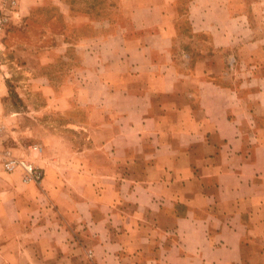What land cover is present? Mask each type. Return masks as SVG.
Listing matches in <instances>:
<instances>
[{
	"label": "crops",
	"instance_id": "obj_1",
	"mask_svg": "<svg viewBox=\"0 0 264 264\" xmlns=\"http://www.w3.org/2000/svg\"><path fill=\"white\" fill-rule=\"evenodd\" d=\"M41 1L0 0V43L39 101L3 114L0 73V120L23 116L10 148L45 171L0 169V264H264V38L247 0H192V36L218 54L184 53L189 72L175 0L135 6L134 43L122 26L70 40Z\"/></svg>",
	"mask_w": 264,
	"mask_h": 264
},
{
	"label": "rangeland",
	"instance_id": "obj_2",
	"mask_svg": "<svg viewBox=\"0 0 264 264\" xmlns=\"http://www.w3.org/2000/svg\"><path fill=\"white\" fill-rule=\"evenodd\" d=\"M4 1L8 2L12 9H16L18 6V0H16L15 6H11L8 0ZM41 2L43 3L39 6L33 7L37 11L40 20L49 19V16L55 14L57 11H66V14H64V11L60 13L59 23L66 28L70 40H79L87 37H104L115 33L122 26L121 29L123 27L127 29V36L130 42L134 43L137 34L143 32L133 28L131 18L132 11L137 4H141L142 6L147 3L144 0H43ZM191 2L192 0H175L173 3V6L176 7L179 13L177 18L178 34L174 39V59L177 69L184 72L191 70V66L183 64L182 57H184V53L188 54V59H191L192 62L206 55L214 56L218 54L217 49L211 45L208 33H199L195 37L192 36L191 24L187 16ZM247 4V13L250 15L251 24L256 28L262 27L256 36L264 38V0H247ZM0 12L9 18V14L3 8H0ZM139 14L141 18H144L149 15V11L142 10ZM59 23H55L54 26L58 27ZM222 55L225 56L226 53ZM228 67L231 68L230 66ZM233 69L229 71L232 73L235 71ZM0 73L5 76L3 78L6 80L5 86L7 90L3 98V114L6 115L8 110H12L13 106L21 111L24 108L30 110L33 103L37 104L39 102L36 98V102L33 100L35 96H29L28 93H25L30 88L36 87L34 83L37 84L38 82L24 80L29 76L25 75L20 62L17 61V57L13 53H10L5 46L0 52ZM211 75L216 79L214 74ZM218 79L221 80L220 78ZM223 82L226 83V81ZM31 94L33 95V92ZM195 98L193 97V99ZM5 118H3V121L0 120V122L3 123L6 120ZM20 120L21 122H18L19 125L17 127L14 126V123L10 122L11 129L9 131L7 129L9 135H7L5 143L9 147H18L20 145L19 141H22L25 137L23 116Z\"/></svg>",
	"mask_w": 264,
	"mask_h": 264
},
{
	"label": "built area",
	"instance_id": "obj_3",
	"mask_svg": "<svg viewBox=\"0 0 264 264\" xmlns=\"http://www.w3.org/2000/svg\"><path fill=\"white\" fill-rule=\"evenodd\" d=\"M11 6H15L16 0H8ZM8 22V16L0 12V37ZM1 41V39H0ZM3 47L0 43V52ZM6 124L0 122V169L7 173L19 172L24 183H40L45 175L44 169L32 159L19 156L6 145Z\"/></svg>",
	"mask_w": 264,
	"mask_h": 264
}]
</instances>
